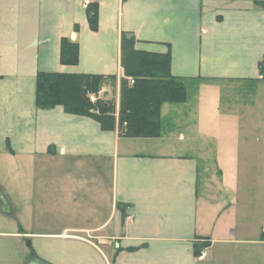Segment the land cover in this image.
<instances>
[{"label": "crops", "instance_id": "1", "mask_svg": "<svg viewBox=\"0 0 264 264\" xmlns=\"http://www.w3.org/2000/svg\"><path fill=\"white\" fill-rule=\"evenodd\" d=\"M256 1L0 0V264H264ZM123 32L169 53L187 90L157 137L121 134ZM39 73L108 77L91 100L115 105V128L39 107Z\"/></svg>", "mask_w": 264, "mask_h": 264}, {"label": "trees", "instance_id": "2", "mask_svg": "<svg viewBox=\"0 0 264 264\" xmlns=\"http://www.w3.org/2000/svg\"><path fill=\"white\" fill-rule=\"evenodd\" d=\"M256 5L264 9V0ZM90 28L98 29V5L87 6ZM134 34L123 32L121 37V64L124 79L121 87L119 123L121 134L126 137H157L160 133L161 107L166 102L186 101L184 83L171 74V55L138 50ZM61 61L76 65L79 62V45L64 38ZM264 75V56L259 63ZM113 79V77H110ZM135 83L131 84L130 79ZM102 75L39 73L37 77V105L41 108L63 106L68 113L97 119L104 129L116 126V108L112 102L97 99L103 83ZM209 242L196 244L195 255L199 257Z\"/></svg>", "mask_w": 264, "mask_h": 264}, {"label": "built area", "instance_id": "3", "mask_svg": "<svg viewBox=\"0 0 264 264\" xmlns=\"http://www.w3.org/2000/svg\"><path fill=\"white\" fill-rule=\"evenodd\" d=\"M260 78H261V79H264V75L261 74V75H260ZM130 83H131V84H134V83H135V80L131 78V79H130Z\"/></svg>", "mask_w": 264, "mask_h": 264}, {"label": "rangeland", "instance_id": "4", "mask_svg": "<svg viewBox=\"0 0 264 264\" xmlns=\"http://www.w3.org/2000/svg\"><path fill=\"white\" fill-rule=\"evenodd\" d=\"M213 171V170H212Z\"/></svg>", "mask_w": 264, "mask_h": 264}]
</instances>
